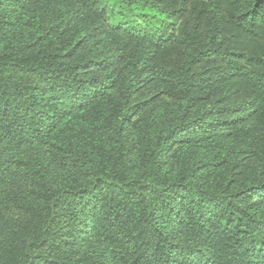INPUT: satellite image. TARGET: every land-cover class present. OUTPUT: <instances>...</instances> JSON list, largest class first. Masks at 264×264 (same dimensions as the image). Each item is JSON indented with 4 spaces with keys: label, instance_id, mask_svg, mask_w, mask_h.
<instances>
[{
    "label": "trees",
    "instance_id": "16d2710c",
    "mask_svg": "<svg viewBox=\"0 0 264 264\" xmlns=\"http://www.w3.org/2000/svg\"><path fill=\"white\" fill-rule=\"evenodd\" d=\"M0 264H264V0H0Z\"/></svg>",
    "mask_w": 264,
    "mask_h": 264
}]
</instances>
